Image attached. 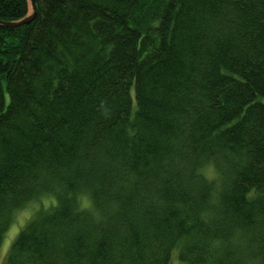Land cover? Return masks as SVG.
<instances>
[{
  "label": "trees",
  "instance_id": "1",
  "mask_svg": "<svg viewBox=\"0 0 264 264\" xmlns=\"http://www.w3.org/2000/svg\"><path fill=\"white\" fill-rule=\"evenodd\" d=\"M35 2L0 25V248L40 202L6 264H264V0Z\"/></svg>",
  "mask_w": 264,
  "mask_h": 264
},
{
  "label": "rangeland",
  "instance_id": "2",
  "mask_svg": "<svg viewBox=\"0 0 264 264\" xmlns=\"http://www.w3.org/2000/svg\"><path fill=\"white\" fill-rule=\"evenodd\" d=\"M47 199L48 198L45 199L46 200L45 203L49 201ZM38 205L40 206V202L38 203L33 202L30 205H28L26 208L19 210L18 212H16V214H14L15 218L13 220V224H11L8 233L0 248V264H6L8 253L11 248L10 246L12 245L13 241L16 239L17 237L16 235H18L23 224H25L26 219L36 210Z\"/></svg>",
  "mask_w": 264,
  "mask_h": 264
},
{
  "label": "water",
  "instance_id": "3",
  "mask_svg": "<svg viewBox=\"0 0 264 264\" xmlns=\"http://www.w3.org/2000/svg\"><path fill=\"white\" fill-rule=\"evenodd\" d=\"M36 0H30L31 2V6H32V13L22 19L16 20V21H1L0 20V25L1 26H8V27H18V26H22L25 24H28L30 22H32V20L34 19L35 15H36V11H37V4L35 2Z\"/></svg>",
  "mask_w": 264,
  "mask_h": 264
}]
</instances>
